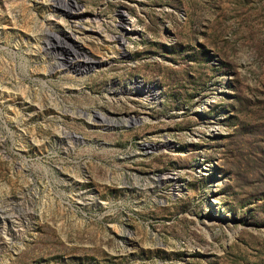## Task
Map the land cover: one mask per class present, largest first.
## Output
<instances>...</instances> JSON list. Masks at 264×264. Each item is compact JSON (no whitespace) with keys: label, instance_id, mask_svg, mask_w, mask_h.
<instances>
[{"label":"rangeland","instance_id":"rangeland-1","mask_svg":"<svg viewBox=\"0 0 264 264\" xmlns=\"http://www.w3.org/2000/svg\"><path fill=\"white\" fill-rule=\"evenodd\" d=\"M47 1L98 63L45 75L0 42L29 90L0 84V264H264V0H72L80 20ZM136 81L156 99L109 91Z\"/></svg>","mask_w":264,"mask_h":264},{"label":"bare ground","instance_id":"bare-ground-1","mask_svg":"<svg viewBox=\"0 0 264 264\" xmlns=\"http://www.w3.org/2000/svg\"><path fill=\"white\" fill-rule=\"evenodd\" d=\"M3 1L6 7L3 16L0 17V42H3L5 45L13 44L15 48L24 47L27 58H32L34 60L38 59V61L46 63V66L44 65L43 67V70L46 71L45 75L48 73L60 72L65 73V77H68L69 75L67 73L70 72L75 75H84L95 69L96 63H98L97 61L85 55L74 43L66 41V39L68 40L66 36L70 38V35H60L49 28L48 24L44 21L45 10L41 5L34 8L31 4V0ZM98 1L100 0H79L78 2L85 8L92 9ZM46 3L47 8L53 13L64 14L76 20L82 19V15L78 14L79 12L77 11L78 5L72 0H48ZM108 6L115 8L117 3L112 2L108 4ZM123 6L126 7L129 13H134L130 5L125 4ZM103 11H107V9ZM116 13L120 18L119 22H115L112 16L109 17L110 22L113 23L109 24L108 28L111 34L110 42L123 45L129 38L126 30L124 31L128 20H126L121 10H117ZM18 15H22L21 24L18 22ZM139 22V18L132 21L130 31H135L134 26ZM19 28L21 29V33L18 34ZM115 28L123 30L115 31ZM102 48H106V46H95L93 50L98 53ZM31 73L40 75L38 68L31 70ZM4 75H10L14 78L13 88L16 92H19L22 97L26 99L29 97V90L21 83L23 79L18 76L17 67L14 65L13 60L10 57H3L0 55V84H2L1 81ZM70 77L72 76L70 75ZM109 91H111L113 95H120L124 92L134 93L139 96L140 99L148 103L156 99V93L151 86L142 85L137 81L133 83L131 87H123V89L119 88L118 90L111 86ZM94 114L98 117L96 111ZM105 118L101 117L99 121L93 122L97 125H101V127H111L116 124L127 125L129 121L133 124L135 122L133 119L115 121L114 119ZM62 137L66 138L68 135H63Z\"/></svg>","mask_w":264,"mask_h":264}]
</instances>
